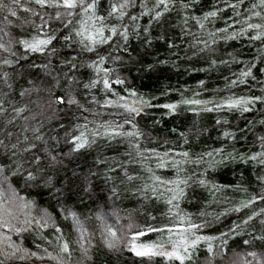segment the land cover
Wrapping results in <instances>:
<instances>
[{"label":"snow or ice","instance_id":"obj_1","mask_svg":"<svg viewBox=\"0 0 264 264\" xmlns=\"http://www.w3.org/2000/svg\"><path fill=\"white\" fill-rule=\"evenodd\" d=\"M178 2L180 9L187 10L198 0H178ZM222 2L224 7L213 4L201 16L184 15L181 17L184 25L181 29L182 33L184 35L191 34L193 37L190 47L198 48L201 58L206 52L210 54L206 61L208 67L195 68L194 70L197 72H207L221 64L227 66L242 63L237 60L233 53H227L230 57L229 60H218L211 54L215 52L214 46L217 45L219 40H237L246 35L252 42H261L258 56L254 60L259 59L261 63H264V0H253L250 3L249 7L244 10L247 15L244 17L243 22L238 19L243 13L237 11V9L244 5L245 0H236L235 3H230L229 0H222ZM26 4L27 6H25ZM176 4L177 0H154L152 6L149 7L148 0H139L141 11L138 15H133L128 10L137 7V0H107L106 7H103V0H8L7 3L5 0H0V12L5 13L0 17V25H2L0 26V33H2L0 35V52L7 54L0 56V68H11L19 62L16 46L23 48L26 53H41L47 56L60 55L56 47V43L60 41L63 42L61 47L73 50L79 47V51L75 55H64L62 63L69 68V71L63 74L67 81V88L63 94H57L56 102L61 106L67 105L69 109L75 107L77 110L90 111L78 98L79 93L75 91L76 86L82 84L86 93L92 96L89 103L99 104L92 93L93 90L102 91L116 97V100H105V103H112L117 105L118 108H123L126 115L123 117V123L106 121L102 124H96L95 121H89L74 125V131L66 130L63 143L67 146L68 151L64 152L63 155L65 157L80 156L85 150L98 146L101 139L111 141L117 137H123L127 140L128 147L135 151V156L140 158L142 166L144 161L155 157L158 161L157 168H163L171 164L176 171L174 179L162 180L151 167H148L146 171L149 173L152 183L145 182L143 185L132 188L131 185L139 179L137 175L130 174L129 170L123 168L122 164L117 165L123 168V174L119 177V184H117L116 167L109 164L107 157L101 159L98 156L95 160L97 170L92 171L90 169L88 175L84 177L82 191L86 195L94 192L97 187L90 177L102 178L105 185H110L108 199L113 201L121 198L122 191L134 195L141 194L146 200L149 199V192L153 195L159 192V195L156 196L157 199L166 192L168 196L165 203L168 206V214L174 218L172 226L161 228L148 226L146 230L129 222L127 231H124L123 228L108 223L107 214L99 211L95 214V218L100 222L103 244L108 249H119L121 246L127 247L137 257H162L167 261V264H195L198 260L197 252L201 247L206 246L207 264H211L209 258L224 255L231 248L229 240L233 239V234L240 237L242 245L247 248L259 247L264 249V219L260 220L259 235L248 233L251 238H243L245 229L254 225L258 215H264V208L260 209L259 214L252 212L240 223L234 222L227 232H220L219 236L199 234L201 229L207 228L210 223H215L221 216H226L231 212L239 213L247 210L249 207L254 206L257 200L264 204V173L256 174V181L261 188L259 193H252L250 198L242 199L238 205L226 208L223 212L218 213L212 221L206 220L199 224L195 223L189 214L182 213L179 201L186 197V189L193 185L207 189L213 196L222 191L223 188L229 187L228 185L222 186L211 182L208 179L210 170L215 171L221 166L226 167L228 164L237 161L246 165L252 164L253 168L264 169V134L257 136L254 141V143L258 142L259 144L258 151H250L249 153L228 152L226 148H214L211 151L195 154V158L189 151H182L177 154L180 159L169 160L171 149L162 154L152 149L148 155L146 153L149 150H141L139 140L143 133L138 126L136 116L140 115L145 106L148 109H163L165 115L177 114L181 108L193 112L195 115L225 111L239 112L244 115L245 113H251L257 103L264 105V95H237L233 92L225 96H214L212 99H201L199 98L201 91L207 90V84L205 80L200 79L197 81L196 89H190L192 91L191 97L186 96L184 90L177 89L174 91L179 92L180 99L175 102L152 103L139 96L138 100H134L132 104H129L126 102L128 97L120 95L115 86L120 85L131 97H137L138 93L127 85L126 77L119 74L113 76L116 69L107 67L108 60H112L113 63L123 61L121 55H114V53H127L132 35L139 39L141 33H144L142 44L145 46V50L152 47L153 38L150 26L153 22L161 21L165 13H169ZM36 8H39L40 11H37ZM225 8L233 11V16L228 18V21H232L231 23L225 21L226 26L224 28L208 31V39L190 33L188 29L189 20L195 21L198 28L204 30L208 22L214 21L224 13ZM46 9H50L55 15H51L45 11ZM20 10L30 13L32 16H38L40 19L39 25L32 20L24 21V23L36 29V34L30 38H14L10 31H5L12 25V17L19 19L18 11ZM41 12H44V15H41ZM143 16H149L147 26H141L137 23L139 18ZM253 18L258 19L260 22H252ZM53 20L60 24L63 31L58 28H51ZM241 23L242 26L238 29L233 27L234 24ZM43 28H51V33L42 34ZM4 36L9 37L6 42L3 39ZM155 39L165 41L169 49L177 47L175 42L165 34H160ZM109 41H112V43L110 44ZM113 45L115 46L113 47ZM200 45H203V47H199ZM101 46H107V48ZM193 55H197V53L194 52ZM23 58L27 59L26 56ZM129 58H131L130 53ZM158 63L167 65L170 61L165 59L160 60ZM172 63L174 65V61ZM33 66L44 70L46 74H51L48 71L49 65L47 63ZM81 68L89 70L86 82L78 81L74 74H70L73 70ZM146 68L154 70L155 66L148 64ZM256 68V63L245 62L244 67L240 68L238 72L232 73L235 78L225 77V88L231 90L239 85L246 84L249 78L254 80L256 78L254 69ZM259 71L264 72V68H260ZM9 79V72L7 70L3 71L0 80L3 81L6 87L12 88ZM54 79H56V85L59 86V79ZM30 91L31 89H23L20 96L24 97ZM168 91H172V89H165L162 95H166ZM4 96L6 98L7 93ZM121 101L125 102L121 103ZM3 103L4 101L0 100V114H7L6 109L2 106ZM25 110V107L13 106V112L16 116H20ZM117 114L120 113L117 112ZM85 120H87L86 117ZM11 122V120L8 121V123ZM88 123H92L94 127L89 128ZM252 123V121H248L249 125ZM258 123L264 125V119H260ZM126 125L130 126L127 130H125ZM215 125L222 129L220 135L225 140L235 141L238 139L237 132L232 130L227 119L218 118ZM26 131H28L27 128H25ZM31 131L33 138L30 140L25 135L24 144L26 146L22 148L19 140L17 143L11 144L10 147L3 140H0V146L4 148L3 154L0 155V256H3L4 259H0V264H6V261H29L33 259L41 262L49 260L55 262V264H68L73 253V243L79 246L82 255L88 256L90 238L89 235H86V229L78 212L67 205L66 202H62V198L65 200L67 198L65 193L68 189L64 185L57 187L60 181L53 174L56 166L63 162L56 148V145L60 144L61 138L57 135L45 139L40 134L39 128H32ZM172 131L176 133L178 130L174 128ZM239 132L243 134L245 129L240 128ZM9 135L11 134L9 133ZM178 139L186 145L189 133L179 132ZM60 151L63 150L60 149ZM125 155L131 158L133 152L128 151ZM185 165L201 166L204 170L199 173L193 171L190 175H182L185 171ZM100 168L104 170L101 172ZM241 176H243V173H241ZM17 183L25 191H30L33 188L47 190L48 196L56 200L58 211L50 212L48 208H40L36 200L20 195V189L15 186ZM232 187L237 191L247 192V188L240 181ZM37 208H39L40 215L39 217H33L32 210ZM111 215L116 218V222L119 224L118 212L113 210ZM200 215L211 214L201 211ZM21 216H23V219H21ZM152 219L154 220L155 217H152ZM33 225H35L37 232L44 228L54 230L55 242L47 240V244L52 246L54 251H49L47 247L41 248L38 243L35 244L37 251H32L12 240L10 233L23 235L32 230ZM65 226L77 233L75 241H70L65 235ZM149 232L157 233L161 237L167 232V239L161 242H137L138 237H146ZM40 239L45 240L46 237L41 235ZM232 251L235 252V249H232ZM235 255L234 264H264V251L252 250L245 251L242 254L236 253ZM249 257L251 259H248Z\"/></svg>","mask_w":264,"mask_h":264},{"label":"trees","instance_id":"obj_2","mask_svg":"<svg viewBox=\"0 0 264 264\" xmlns=\"http://www.w3.org/2000/svg\"><path fill=\"white\" fill-rule=\"evenodd\" d=\"M7 3L8 0H5ZM230 3H235L236 0H229ZM253 0H245L237 11L243 13L238 19L243 22L247 13L244 11L249 7ZM154 0H148V6L151 7ZM213 4L219 7H224L222 0H198L192 7L187 10H182L179 7V2L171 9L169 13H165L161 21L153 22L150 26L151 36L153 38V45L145 50L142 44L144 33L138 39L135 35L130 37L128 44V52H116L114 55H121L122 62L113 63L112 60L107 61V67L116 69L113 76L119 74L127 78L126 83L131 89H135L138 93L137 97L129 96L120 85L115 88L119 91L120 95L128 97V99H139L142 96L145 100L152 103L163 104L165 102H175L180 99L178 91L184 90L186 96L191 97L192 91L196 89L197 81L200 79L205 80L207 90L201 91L199 98L212 99L214 96H225L231 93L237 95H264V72H260V68H264V63L259 59L258 49L261 48V42H252L248 39L247 35L237 40H219L215 47V52L212 53L215 58L229 60L230 57L227 53H233L237 60L241 61L240 64L218 65L217 68L207 72H197L194 69L199 67L207 68L206 63L209 58V53L203 54L201 58L198 53V48H191L190 44L193 40L191 34L184 35L181 29L184 27L181 17L184 15L201 16L203 12L208 11ZM27 6V4L25 5ZM107 6V0H103V7ZM35 7V6H33ZM40 11L39 8H36ZM45 11L51 15H55L50 9ZM133 15H138L141 11L139 8V0H137V7L129 9ZM5 13L0 12V17ZM44 15V12L40 13ZM233 16L231 9L225 8L218 18L212 22L207 23L204 30H200L195 24V21L189 20L188 29L190 33H195L197 36L208 39L207 32L215 31L217 28H224L225 21ZM18 17H12V25L5 31H10L14 38H30L36 34V29L27 23L25 20L35 21V24H40L38 16H32L30 13H25L22 10L18 11ZM47 18V16H45ZM231 23L232 21H228ZM252 22H260L258 19L253 18ZM137 23L141 26L149 24V16L140 17ZM22 25V26H21ZM2 26V25H0ZM241 24H234L233 27L238 29ZM51 28H58L63 31L60 24L56 21L51 22ZM51 28H43V33H51ZM165 34L170 40L174 41L177 47L169 49L163 40H156L155 37ZM2 35V33H0ZM6 42L9 37L4 36ZM115 39V38H114ZM63 42L56 43V47L60 55L47 56L41 53H26L23 48L16 46L18 63L14 64L11 68H0V75L7 70L9 72V83L12 88L6 87L2 80H0V100L4 101L3 107L6 109L7 114H0V140H3L9 147L11 144L20 141V147L26 146L24 144V136L27 135L31 140L33 138L32 128H39L40 134L45 139L51 136H59L61 138L60 144L56 145L57 151L62 159V164H58L54 170V175L64 185L66 191V200L62 198V202H66L78 212L86 229V235H89L90 246L88 256L82 255L79 246L75 243L72 244L73 253L68 264H167V261L162 257H137L128 250L127 247L121 246L119 249H108L102 240V229L100 222L96 220L95 214L103 211L107 214V222L113 224L115 227H121L127 231V224L132 222L138 228L147 229L148 226L156 228L172 226L173 217L168 214V206L165 199L168 193H164L159 199L151 192L148 193L149 199H144L141 194H132L121 192L119 200H109L110 195L108 188L110 185H105L102 178L90 177L92 182L97 186L95 191L86 195L82 188L84 186V177L88 175L89 170H97L95 160L99 156L101 159L107 157L108 162L113 167H116V175L118 177L116 183L119 184V177L123 174V168H127L130 174L137 175L139 179L131 185L132 188L143 185L145 182L151 184L152 181L146 168L151 167L155 174L162 180H171L176 177L175 169L169 164L163 168H157L158 161L155 157L151 160H146L141 165L139 157L135 156V151L128 147V142L123 137H117L111 141L101 139L98 146L87 149L80 156L65 157L64 152L68 151L67 146L63 143L65 131H74V125L84 124L89 121H95L96 124H102L106 121L116 123H123V117L126 115L123 108H118L117 105L112 103H105V100H116V97L111 94H105L102 91L93 90V95L99 101V104L89 103L92 96L86 93L82 84L77 85L75 91L79 93V99L85 104L86 108L90 111L77 110L75 107L69 109L67 105L61 106L56 102L58 93L63 94L67 88V81L65 80L64 73L69 71V68L62 63L64 55L68 54L73 56L79 51V47L75 50L67 47H61ZM111 44L112 41H109ZM115 45H113L114 47ZM107 48V46H101ZM199 47H203L200 45ZM50 51V49H49ZM196 52L197 55H193ZM129 53L131 58H129ZM7 55L0 52V56ZM26 56L27 59L23 57ZM169 60L167 65L159 64L160 60ZM174 61V65L172 63ZM245 62H254L257 68L254 69L255 79L249 78L246 84L239 85L234 89L228 90L225 88V77L235 78L232 73L238 72L240 68L245 66ZM47 63L49 65L46 72L33 65H41ZM153 64L154 70H148L146 66ZM78 81L86 82L89 70L81 68L73 70ZM60 81L59 86L56 85V79ZM32 83H29V82ZM23 89H31L29 94L24 97L20 96ZM165 89H172L166 95H162ZM7 93L5 98L4 94ZM155 98V99H153ZM125 101H121L123 103ZM13 106L25 107V111L16 116L13 112ZM117 112L120 114L118 115ZM165 110L160 108L148 109L146 106L139 116H136L138 126L143 133L139 143L141 150H149L146 155L150 154L152 149L157 153H164L171 149L169 160L180 159L177 155L182 151H189L195 154L211 151L214 148H226L228 152H244L258 151V142L254 143L257 136L264 134V125L258 123L260 119H264V105L257 103L251 113L241 115L239 112H212L200 113L195 115L193 112L186 111L183 108L178 110L177 114L165 115ZM95 114V115H94ZM85 117L87 120H85ZM27 118V119H25ZM227 119L229 126L232 130L237 132L238 139L225 140L221 135L222 129L215 125L216 119ZM11 120V123L8 121ZM248 121H252L251 125ZM63 126V127H61ZM88 127L92 128L94 125L88 123ZM130 126L126 125L125 130ZM25 128L28 131L25 132ZM177 129L173 133L172 129ZM245 129L242 134L239 129ZM206 129V131H205ZM189 133L188 143L185 145L182 140L178 139L179 132ZM9 133L11 135H9ZM199 133V134H198ZM50 143H53L50 141ZM62 149L63 151H60ZM132 151L133 156L130 158L125 155L126 152ZM4 152L3 146H0V155ZM123 165V168L117 165ZM185 171L182 175H190L193 171L199 173L204 169L197 165H185ZM104 169L100 168L102 172ZM243 173V176H241ZM264 173V169L253 168L252 164H244L240 161L230 163L226 167L221 166L215 171H209L208 179L217 185H228L229 187L223 188L222 191L217 192L213 196L207 189L193 185L186 189V197L179 201L180 210L184 214H189L193 221L197 224L204 221H212L213 218L226 208H231L239 204L242 199L250 198V194L259 193L261 191L260 185L256 181V174ZM238 181L242 182L243 186L247 188V192L237 191L232 185ZM15 186L20 189V195L26 196L29 199L36 200L40 208H48L50 212L58 211L57 202L48 196L47 190L33 188L30 191H25L17 183ZM123 187V186H121ZM162 190V189H161ZM51 205V207H50ZM264 208V204L256 201L254 206L249 207L242 212H231L226 216H221L215 223H210L207 228L201 229L199 234L209 236H219L220 232H227L233 223H240L252 212L260 213V209ZM118 212L120 220L119 224L116 218L111 215L112 211ZM209 213L211 215L201 216L200 212ZM33 217H39V208L32 210ZM152 217H155L153 220ZM23 219V216H21ZM264 219V215H258L253 226L245 229V236L243 238H251L248 233L260 234V220ZM65 235L70 241H75L77 233L70 230L68 226L64 227ZM12 240L16 244H22L23 247L32 251H37L35 244H40L41 248L47 247L49 251H54L52 246L47 244V240L54 241V230L44 228L39 232L36 231L35 225L32 230L17 235L10 233ZM46 237L45 240L40 239V236ZM167 239V232L163 237L157 233H147L146 237H138V243L161 242ZM235 241V242H234ZM218 243V242H217ZM231 248L226 251L224 255H217L211 259V264H234L236 260V253H243L245 251L255 250L257 252L264 251L259 247L247 248L241 243V238L233 234V239L229 240ZM240 245L239 247L237 245ZM235 249V252L232 251ZM10 251V250H9ZM198 260L195 264H207L206 258L208 257L206 246L201 247L197 252ZM0 259H4L0 256ZM248 259H251L249 257ZM6 264H55L53 261L45 260L43 262L35 259L29 261L13 260Z\"/></svg>","mask_w":264,"mask_h":264},{"label":"rangeland","instance_id":"obj_3","mask_svg":"<svg viewBox=\"0 0 264 264\" xmlns=\"http://www.w3.org/2000/svg\"><path fill=\"white\" fill-rule=\"evenodd\" d=\"M134 100H138V99H135V98H131V99H127V103H129V104H132V102L134 101ZM124 103V102H123Z\"/></svg>","mask_w":264,"mask_h":264}]
</instances>
